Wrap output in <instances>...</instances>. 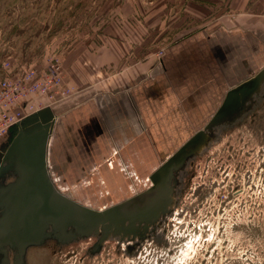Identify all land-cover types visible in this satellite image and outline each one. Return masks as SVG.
Returning a JSON list of instances; mask_svg holds the SVG:
<instances>
[{
  "label": "rangeland",
  "instance_id": "obj_1",
  "mask_svg": "<svg viewBox=\"0 0 264 264\" xmlns=\"http://www.w3.org/2000/svg\"><path fill=\"white\" fill-rule=\"evenodd\" d=\"M203 1L0 0V80L17 83L13 103L23 101L28 111L50 106L56 114L47 160L51 177L63 192L89 206H108L145 188L152 169L203 126L187 122L181 113L169 114L176 105L189 104L185 99L195 94V88L208 87L187 77L175 82L165 69L171 64L173 48L198 37H217L222 20L237 14L232 7L238 0ZM243 2L245 12L254 14L255 24L264 19V0ZM53 27L56 30L50 32ZM253 39L247 45L255 53L251 68L255 71L264 65V42ZM110 55L116 59L109 60ZM142 66L154 70L135 74L133 67ZM149 74L153 81L137 91L141 107L136 113L134 92L124 90L141 85L139 81ZM261 100L254 111L259 123L253 125L247 119L223 127L219 139L216 133L189 164L201 160L208 150V155L212 153L211 158L202 159L186 186L188 191L205 184L210 193L209 188L217 187L216 179L220 184L215 192L191 201L193 211L180 232L190 235L179 243L178 249H185L183 255L176 251L173 257L158 244L157 256L163 264H264V97ZM20 103L11 109H18ZM136 130V139L131 140ZM250 147L253 154L248 159ZM231 155L232 160H223ZM219 161L222 167L228 164L231 177L214 175ZM186 169L178 175L180 201L186 198L184 190H179ZM235 187L239 192L228 202L227 195ZM93 241L92 237L63 246L62 254L74 249L79 253L71 261L83 258L85 247ZM106 244L109 249L88 255L86 264H135L133 256L117 250L116 241L109 239ZM51 245L38 250L35 264H49L48 259L55 257L60 249ZM28 261L33 264L30 255ZM143 263L152 264V260L144 258Z\"/></svg>",
  "mask_w": 264,
  "mask_h": 264
},
{
  "label": "flooded vegetation",
  "instance_id": "obj_2",
  "mask_svg": "<svg viewBox=\"0 0 264 264\" xmlns=\"http://www.w3.org/2000/svg\"><path fill=\"white\" fill-rule=\"evenodd\" d=\"M260 69H263L264 71V65L255 71L251 70L252 72L249 73L248 76L229 85L223 92L220 104L215 113H219L218 115L220 117L224 116L225 121L231 120L232 116L236 115L233 117V120L237 121L249 119L251 120L250 124L254 125L259 123L260 118L255 116L254 111L259 107V103L264 97V76L261 77L259 87L255 90V92H252L251 95H240L239 99H231L225 107L222 106L227 93L234 85L245 79H249L260 71ZM261 117L263 118V116ZM257 125L253 128L257 127ZM11 133L12 130L10 129L0 140V264H29V255L32 258L33 264H35V260L40 253L38 250L45 247L48 243L53 245L50 246L51 249H54L52 247L60 249L57 251L56 255L53 254L55 257L48 259L49 264H79V262L86 264L84 259L87 258L88 255L95 252H101V250L106 248L109 249V245H105L109 239L117 242L119 246L117 250H119V252L122 250L126 255L133 256L135 264H144V258L151 259L152 264H163L160 255L157 256L158 252L161 251V248L158 247L159 243L166 246L167 252H169L173 257H176V251H178V253L183 252L180 256L184 254L185 249L182 251L181 248L178 249L179 243H182V241H188L190 235L188 232L184 234L180 232L182 229L184 231L185 224L187 223L185 220L186 216H189L191 211H193V209L189 210L191 201L197 199L196 197L200 198L204 196L205 193H209V191H207V185L205 184L199 186L197 189H193L192 192L188 191L187 188L191 179L195 177L197 167L203 161L202 159L211 158L212 153L208 155V152L210 151L208 150L207 153L201 157V160H197L191 165L189 164L195 156L190 157L186 160L182 167L173 170L172 176L168 178L167 181L164 180L163 182H157V180L150 179V175L159 166L165 163L169 157L191 137V135L170 154H168L148 174L147 180L149 184L145 188L138 190L129 196L123 197L108 206L102 207L107 209V216H113L115 214L118 216V222L116 224L112 219L109 221L104 231L99 230L98 232L88 231V224L82 223L70 224L65 229H59L49 225L45 228L44 234L39 238V242L31 243L21 252L18 250L19 248L17 243L13 242V240L9 237L13 230L14 221L19 220V218L22 217V212L17 209L18 207L14 208L12 204L16 196L15 187L17 182V173L14 169V165L11 163V159L4 157L5 147L9 142ZM241 134L248 137H254V135H256V133ZM224 146L226 147L227 145ZM225 147H223L222 150H225ZM219 151L221 152V149ZM219 151L217 154H219ZM246 152L249 155L247 156L248 159H250L253 154V147H250L246 150ZM232 159L233 155H231L230 158H223L225 161H230ZM227 165L228 164L224 163V168L222 167V163L219 161L217 171L214 175L222 174V179H226L230 174L229 169L226 170ZM185 166H187V169L185 170V176L181 181L183 186L179 190H181V192L184 190L186 198L180 201L177 190L179 184L178 175ZM237 166L238 163L234 164L232 167L235 170V167ZM260 169H262V167ZM187 171L188 173H186ZM211 172L214 171L211 170ZM249 173L251 174L252 172L249 171ZM217 182L218 181L216 179V183L213 184L218 187L220 183ZM250 182H252L251 179ZM217 187H212V189L209 188L210 193L215 192ZM238 192L239 188L237 189V187H235L234 190L227 195V197H229L228 202H230L231 199H235L236 193ZM63 193L70 196L65 192ZM78 202L87 206L84 202ZM92 237L94 238L93 243L85 247V257H80V259L75 258L72 262L71 259L74 257V254L79 253V250L75 251L74 249H70V251H67L66 254H62L61 248L63 246ZM49 251L51 252V250ZM53 251L55 252V250ZM109 253L110 251L107 250L105 254Z\"/></svg>",
  "mask_w": 264,
  "mask_h": 264
},
{
  "label": "water",
  "instance_id": "obj_3",
  "mask_svg": "<svg viewBox=\"0 0 264 264\" xmlns=\"http://www.w3.org/2000/svg\"><path fill=\"white\" fill-rule=\"evenodd\" d=\"M260 69L249 79L234 85L227 93L223 106L231 99H239L240 95L249 96L259 87ZM215 113L199 130L191 135L169 159L150 175V179L163 182L173 174V170L182 167L187 159L200 154L214 139L218 131L225 126H232L236 120L225 121ZM57 116L53 109L45 107L15 124L11 137L5 147V158L11 159L17 173L14 208L22 212V217L15 220L9 237L22 250L31 243L39 242L49 225L65 229L70 224H88V231L105 230L109 221L118 222V216H107L106 208H94L79 203L65 195L55 184L47 162L48 145ZM115 227V226H114ZM47 235V234H45Z\"/></svg>",
  "mask_w": 264,
  "mask_h": 264
},
{
  "label": "crops",
  "instance_id": "obj_4",
  "mask_svg": "<svg viewBox=\"0 0 264 264\" xmlns=\"http://www.w3.org/2000/svg\"><path fill=\"white\" fill-rule=\"evenodd\" d=\"M244 6L243 0L233 3L232 8L237 10V14L233 16L234 19L227 18L222 20L223 25L218 26L222 28V31L217 34V37H198L192 42H184L176 49H172L171 58L168 59L171 61V64H166V74L173 77L175 82L187 77L189 81L195 80L198 85L204 84V88H208H195V94L189 93L185 99L190 103L181 108L176 105L173 113L169 115L178 117L175 113H181V116L187 122L203 123L202 125L204 126L214 115L226 88L252 72L251 68L255 53L248 49L247 43L252 44L255 40L253 39L254 37L262 39L264 42V19H257L258 23L255 24V19L252 17L254 14H250V11L245 12L247 9ZM241 10L244 12H240ZM231 13L233 15V10H231ZM241 20L244 22L242 23ZM238 28L250 31L252 35H242V32ZM114 59H116L114 55L109 56V60L114 61ZM133 68L134 73L136 72L135 74L141 73V75L149 70H154L153 67L147 70L144 66L138 67V70L135 67ZM143 70L147 71L143 72ZM152 81L153 74H149L146 79L143 78L139 81L140 83L142 82L141 85L136 83L132 88L124 90L131 91V93L134 92L132 95L135 97L133 103L136 113L137 109L141 107V103H139L140 96L137 91H142L140 88L150 86ZM204 101H206V104H204ZM120 102L118 101V103ZM189 117H192V119ZM150 122L152 123L151 119ZM201 128L194 130L186 138ZM136 132L137 130L130 134L131 140L136 139ZM139 154L140 152H136V155Z\"/></svg>",
  "mask_w": 264,
  "mask_h": 264
},
{
  "label": "built area",
  "instance_id": "obj_5",
  "mask_svg": "<svg viewBox=\"0 0 264 264\" xmlns=\"http://www.w3.org/2000/svg\"><path fill=\"white\" fill-rule=\"evenodd\" d=\"M48 71L52 72L50 68H48ZM31 74L32 72L30 74L27 73V75H24V80L25 78H29ZM15 84H17L15 81L8 78H3L0 80V138L4 137L6 133L23 118L27 117L28 115L40 109H43L45 107H50V106H43L41 108L28 111L27 104L23 106L22 105L23 101H20L18 99L16 103L21 102L20 107L18 109L15 108L11 109L12 104H16L13 103L14 99L12 94L14 89L17 87Z\"/></svg>",
  "mask_w": 264,
  "mask_h": 264
},
{
  "label": "trees",
  "instance_id": "obj_6",
  "mask_svg": "<svg viewBox=\"0 0 264 264\" xmlns=\"http://www.w3.org/2000/svg\"><path fill=\"white\" fill-rule=\"evenodd\" d=\"M197 1H199V2H204L203 0H197ZM55 30H56V28L53 27V28L50 30V32H54Z\"/></svg>",
  "mask_w": 264,
  "mask_h": 264
},
{
  "label": "bare ground",
  "instance_id": "obj_7",
  "mask_svg": "<svg viewBox=\"0 0 264 264\" xmlns=\"http://www.w3.org/2000/svg\"><path fill=\"white\" fill-rule=\"evenodd\" d=\"M47 162H48V160H47Z\"/></svg>",
  "mask_w": 264,
  "mask_h": 264
}]
</instances>
